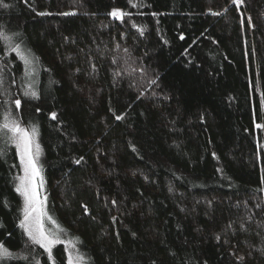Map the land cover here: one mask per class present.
<instances>
[{
	"label": "trees",
	"instance_id": "1",
	"mask_svg": "<svg viewBox=\"0 0 264 264\" xmlns=\"http://www.w3.org/2000/svg\"><path fill=\"white\" fill-rule=\"evenodd\" d=\"M0 33V264H67L20 227L7 114L86 264H264V0H2Z\"/></svg>",
	"mask_w": 264,
	"mask_h": 264
},
{
	"label": "snow or ice",
	"instance_id": "2",
	"mask_svg": "<svg viewBox=\"0 0 264 264\" xmlns=\"http://www.w3.org/2000/svg\"><path fill=\"white\" fill-rule=\"evenodd\" d=\"M0 3H2V0H0ZM41 15H44V13H41ZM111 15L118 18L123 17V13L118 10H114ZM2 35L3 34L0 33V36ZM3 38L8 39L7 37ZM14 51L19 50L14 49ZM21 59H23L26 64L30 63V61H28V59L23 56V54H21ZM32 95L35 96L36 93L33 92ZM15 104L17 107H19L20 101H15ZM53 118H55V114H53ZM117 119H120V117H117ZM2 127L3 129L13 133L12 140L16 147L20 150L21 163L24 164L25 175L20 178V185L16 189L25 197L26 201L25 219L21 222L20 227L27 231L28 236L35 243L40 244L42 247L48 249L50 253L51 247L59 241L55 234L49 233L45 230L43 224V201L39 198L36 184V178L39 176V170L35 160V156L39 151L38 145L34 144L36 130L33 129L32 132H29L28 130L21 128L15 122H13L11 125L6 122ZM49 219L51 218L49 217ZM2 248L3 246L0 245V249ZM3 251L5 255H8L6 249Z\"/></svg>",
	"mask_w": 264,
	"mask_h": 264
},
{
	"label": "rangeland",
	"instance_id": "3",
	"mask_svg": "<svg viewBox=\"0 0 264 264\" xmlns=\"http://www.w3.org/2000/svg\"><path fill=\"white\" fill-rule=\"evenodd\" d=\"M9 49L10 50H14V49H17V47L12 45V44H10V48ZM16 52H18L20 54V56H21V53L19 51H16ZM28 61H30L29 65H31L32 61L30 60L29 57H28ZM27 74H28L27 77H29V78L27 80L25 89H26V92L28 94L32 95V93L34 92V90L31 89V86H32L31 85V81H32L31 80V76H32V74L30 72H27ZM6 122L11 125L15 121L11 118V116L9 114H7V119H6L5 123ZM15 123H17L21 128H24V129L28 130L29 132H32L33 129L36 130L35 131V136H34V144L38 145V148H39L38 154H36V156H35L36 165H37V168L39 170V176L36 178V184H37V192L39 194V198L43 201V213H44L43 224H44L45 230L47 232H49V233L55 234V236L58 238L59 242L55 243L51 247V252L49 253L48 249L42 247L40 244L35 243L28 236L27 231L24 228H22V230L24 231L28 241H30V243H32V244H37V245L41 246L42 248H44L45 251L49 254L50 258H52L51 255L53 254V251H54L55 247L58 246V245H63L65 250H66L67 264H70V261H71V264H86L85 258L80 254V252L78 251L75 243L72 240L65 238L63 236V234L60 233L59 228L55 224V222L52 219H49L50 216L48 214L46 181L44 179L43 172H42V167H41L42 149H41V145H40V139H39L38 130L36 128H33V127L23 126V125H21L18 122H15ZM11 136H13V133H11ZM14 145H15V143H14ZM15 147H16V145H15ZM16 150H17L18 157H19V169H18V173H17V176H16V180H15V187L17 189V187H19V185H20V178L25 175V171H24V164L21 163L20 150L17 147H16ZM34 151H35V147H34ZM18 193L20 194L21 199H22V218H21V222H22L25 219L26 201H25V197L20 192H18ZM3 250H4L3 248L0 249V256H6L4 254Z\"/></svg>",
	"mask_w": 264,
	"mask_h": 264
}]
</instances>
